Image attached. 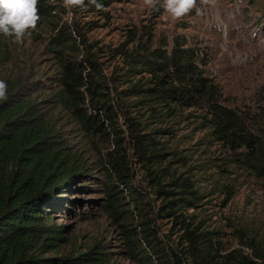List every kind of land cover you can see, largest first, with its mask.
Returning a JSON list of instances; mask_svg holds the SVG:
<instances>
[{
  "label": "trees",
  "instance_id": "trees-1",
  "mask_svg": "<svg viewBox=\"0 0 264 264\" xmlns=\"http://www.w3.org/2000/svg\"><path fill=\"white\" fill-rule=\"evenodd\" d=\"M83 2L100 13L111 4L98 0V9L91 0ZM36 7L37 23L23 36L34 35L39 52L53 59L57 74L50 87L24 78L26 66L15 63L13 41L18 46L23 36L0 33V62L12 54L8 62L18 66L0 72L7 84L0 97V264H121L98 243L84 252L49 254L71 240L69 227L57 224L53 213L81 210L85 201L78 193L92 191L90 200L123 234L121 252L131 264H264V253L253 243L248 245L255 257L228 251L190 210L202 196L195 180L174 165L182 156L165 135L169 121L199 109L203 127L234 151L233 160L264 179V90L256 104L230 105L205 69L199 46L184 35L154 46L151 30L146 38L131 30V38L116 48L130 82L117 106L85 36L63 20L60 0H37ZM29 66L39 76L45 71L39 61ZM133 161L160 200L157 216L168 218L177 240L163 243L157 235L149 215L154 205L133 185Z\"/></svg>",
  "mask_w": 264,
  "mask_h": 264
},
{
  "label": "rangeland",
  "instance_id": "rangeland-1",
  "mask_svg": "<svg viewBox=\"0 0 264 264\" xmlns=\"http://www.w3.org/2000/svg\"><path fill=\"white\" fill-rule=\"evenodd\" d=\"M60 3L63 20L81 30L91 57L109 79L117 106L123 98L122 90L130 82L124 76L122 66L126 64L116 48L131 38V30L145 38L146 31L151 30L154 46L172 44L176 35H184L191 44L199 46L207 62L205 69L222 86L230 105L246 108L256 104L255 98L264 90V0H195L192 8L179 17L161 7V0H111L108 7H103L105 13L91 10L84 2L67 6L65 0ZM13 44L18 54L15 63L26 66L24 78L50 87L51 77L57 73L53 59L39 52L42 46L38 39L27 34L18 46L16 40ZM11 55L6 63L0 62V72L9 65L18 67L8 62ZM31 61L45 66L41 76L28 71ZM203 120L199 109H191L166 124L170 126L165 135L171 150L182 156L174 165H179V171L195 180L202 196L197 201L199 205L190 210L195 211L206 229L216 232L228 251L237 249L255 257L249 243L264 253V179L238 165L233 160L234 151L219 143L211 131L203 127ZM66 132L70 137L75 134L73 130ZM132 166L135 189L154 205L149 215L156 221L157 235L163 243L177 240V229L168 218L157 216L160 200L143 169L136 161ZM78 195L85 201L81 210L68 215L53 213L57 224L69 227L67 235H71V240L49 254L84 252L98 243L103 251L113 252V257L120 258L121 264H131L121 252L125 249L123 234L102 213L98 202L90 200L96 196L93 191Z\"/></svg>",
  "mask_w": 264,
  "mask_h": 264
},
{
  "label": "clouds",
  "instance_id": "clouds-1",
  "mask_svg": "<svg viewBox=\"0 0 264 264\" xmlns=\"http://www.w3.org/2000/svg\"><path fill=\"white\" fill-rule=\"evenodd\" d=\"M96 8L103 5L91 0ZM151 2V0H149ZM195 0H161L160 6L175 17L189 11ZM83 0H65V5H80ZM37 0H0V33L13 35L19 40L27 29L35 27L38 20ZM7 84L0 80V97L6 94Z\"/></svg>",
  "mask_w": 264,
  "mask_h": 264
}]
</instances>
